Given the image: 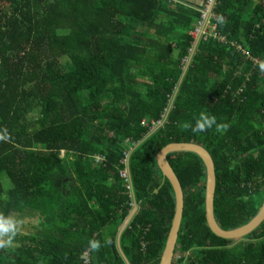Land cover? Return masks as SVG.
<instances>
[{
	"label": "trees",
	"instance_id": "1",
	"mask_svg": "<svg viewBox=\"0 0 264 264\" xmlns=\"http://www.w3.org/2000/svg\"><path fill=\"white\" fill-rule=\"evenodd\" d=\"M205 1L0 0V214L19 221L0 264H82L85 250L90 264H125L115 241L133 208L118 174L126 168L137 211L120 249L128 264H158L175 198L155 157L169 143L211 156L221 229L257 214L264 77L231 43L264 61V0H215V31L227 42L199 40L189 61ZM201 114L215 123L193 133ZM166 158L183 194L171 264H264V220L241 239L216 237L203 162L189 152ZM176 249L185 260H174Z\"/></svg>",
	"mask_w": 264,
	"mask_h": 264
},
{
	"label": "water",
	"instance_id": "2",
	"mask_svg": "<svg viewBox=\"0 0 264 264\" xmlns=\"http://www.w3.org/2000/svg\"><path fill=\"white\" fill-rule=\"evenodd\" d=\"M195 47H196V43L194 44V47L192 48L191 53L189 55V61L194 53ZM186 69L187 66L184 68L180 80L182 79ZM175 152L193 153L197 155L203 162V165L205 167V184H204L205 222L209 231L213 235L225 240H238L250 234L264 220V198H263L257 214L249 222L231 230L221 229L216 223L213 215L215 174H214V164L211 156L202 146L194 143H169L165 145L156 154L155 157L157 167L162 175V179L167 180V182L170 184L175 198V207H174L173 218L171 221V226L158 264L172 263L175 244H176L177 235L182 217V210H183L182 189L174 171L172 170L166 158L168 154ZM136 211H137V206H134L130 211V213L128 214V216L123 221L117 234L118 239L120 237L121 232L127 227L128 223L130 222ZM126 264L128 263L126 262Z\"/></svg>",
	"mask_w": 264,
	"mask_h": 264
},
{
	"label": "built area",
	"instance_id": "3",
	"mask_svg": "<svg viewBox=\"0 0 264 264\" xmlns=\"http://www.w3.org/2000/svg\"><path fill=\"white\" fill-rule=\"evenodd\" d=\"M215 0H206L204 2V6L200 11V18L198 21H196L193 24V30L189 32L190 36L193 38V40L195 41L194 44L198 43L199 40H206L208 38L213 39L214 41L223 44L226 41V38L222 35H219L216 31H215V24L213 23V19H214V13H213V9L215 6ZM193 44V47H194ZM231 45L235 46L237 50L240 51V53L252 64V66L256 67L258 69L259 75L261 77H264V61L259 60L257 58H253L252 56H250L245 50H243L239 45H235L233 43H231ZM191 51V50H190ZM191 53V52H190ZM189 62L188 60H184L182 62V64ZM244 87V86H243ZM243 87L238 88L235 92H233V96H239L241 89ZM165 120V116L161 115L160 119L157 120L155 123H152L151 126L154 127H159ZM142 125H144V122L141 123ZM131 149L126 150L124 152V156L122 159V164L127 165L128 162V158L130 155ZM63 154V152H62ZM95 161H102V158L99 157H95ZM119 177L121 179H123V182L125 184V190L128 193V196H130L129 198H131V206L134 205V201H133V195H132V186H131V180L129 177V172L127 170V168L125 170H119L118 172ZM82 264H90V256H89V251L85 250L82 253Z\"/></svg>",
	"mask_w": 264,
	"mask_h": 264
},
{
	"label": "clouds",
	"instance_id": "4",
	"mask_svg": "<svg viewBox=\"0 0 264 264\" xmlns=\"http://www.w3.org/2000/svg\"><path fill=\"white\" fill-rule=\"evenodd\" d=\"M215 123V118L201 114L198 119H196L195 125L192 128L193 133L203 132L206 128L211 127ZM226 128V125H217V130ZM6 137H0V139H5ZM135 203V202H134ZM134 207V205L132 206ZM18 220L0 214V249L11 246L14 237L17 234ZM99 242L90 241L91 249L95 250L99 248Z\"/></svg>",
	"mask_w": 264,
	"mask_h": 264
},
{
	"label": "crops",
	"instance_id": "5",
	"mask_svg": "<svg viewBox=\"0 0 264 264\" xmlns=\"http://www.w3.org/2000/svg\"><path fill=\"white\" fill-rule=\"evenodd\" d=\"M180 1H183L187 4H191V5H194V4H200L201 0H180ZM115 249L116 251L118 252V254L120 255L121 259L124 261V263L126 264V259L124 258V256L122 255V251L120 249V245H119V239L118 237H116V241H115ZM126 261V262H125Z\"/></svg>",
	"mask_w": 264,
	"mask_h": 264
},
{
	"label": "rangeland",
	"instance_id": "6",
	"mask_svg": "<svg viewBox=\"0 0 264 264\" xmlns=\"http://www.w3.org/2000/svg\"><path fill=\"white\" fill-rule=\"evenodd\" d=\"M173 55L174 56H176V53H173ZM188 59H189V57H188ZM59 62H61L62 64L63 63H65L66 62V59L65 58H62V59H59ZM264 198V197H263ZM134 206H136L135 205V203H134ZM233 241V240H232ZM175 257H174V260L175 261H179V260H185V258L188 256V254L187 253H185V254H182V257H181V253H180V251H179V249H176V251H175ZM184 263H186L185 261H183ZM177 264V263H176Z\"/></svg>",
	"mask_w": 264,
	"mask_h": 264
}]
</instances>
